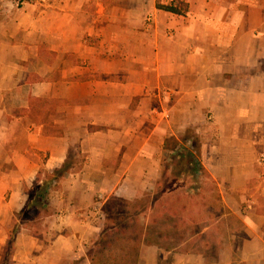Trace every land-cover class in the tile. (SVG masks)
<instances>
[{"label": "crops", "instance_id": "0c3cea01", "mask_svg": "<svg viewBox=\"0 0 264 264\" xmlns=\"http://www.w3.org/2000/svg\"><path fill=\"white\" fill-rule=\"evenodd\" d=\"M184 1L186 16L156 0H0V264L40 170L74 146L82 168L51 192L44 229L18 233L11 264H91L99 211L160 193L173 138L220 214L150 213L138 264H264V0ZM40 98L56 134L29 116Z\"/></svg>", "mask_w": 264, "mask_h": 264}, {"label": "trees", "instance_id": "16d2710c", "mask_svg": "<svg viewBox=\"0 0 264 264\" xmlns=\"http://www.w3.org/2000/svg\"><path fill=\"white\" fill-rule=\"evenodd\" d=\"M15 1L18 2L19 7H22L25 3L33 2V0ZM163 1L164 0H156V7L159 10L178 16H186L190 11L189 4L184 0H171L170 4H164ZM194 141L195 143L193 142L190 145L196 146L197 150L196 140ZM183 144L187 145L189 142L180 143L174 138L166 141L164 149L170 154L172 153L171 155L177 156H174V160L171 159L172 163H175V158L177 159L178 156H182L185 153L181 150ZM72 161L73 160L70 155L61 167L54 169L53 171L41 169L35 182L33 183L32 188L28 192V200L25 207L23 210L15 213L14 215L22 221L28 219L34 222H38L42 218L48 217L50 215L49 200L51 190L53 187H57L63 178H65L74 169ZM179 163L183 164V162ZM193 163L195 164V175H198L199 172L204 173L202 165L197 158L193 159ZM175 167V170H173L170 175V179H172L174 183L182 180L181 175L184 172L181 168L179 170V165H175ZM158 199H161V196L157 194L147 195L143 199L133 202L118 197L109 198L105 203L104 208L107 216L105 231L103 232L100 240L96 243V252L94 254H90L89 256L91 264H138L139 249L142 245V242L140 240L138 241V238L140 236L142 237L144 232L147 230L146 220L149 216L148 210L153 208L154 202ZM143 205L146 206L144 207ZM143 208L145 211L142 210ZM132 226H135L134 230H131ZM22 228V224L15 225V228L10 231L8 243L5 247L1 264H11L16 238ZM123 240L126 241V244L130 249L129 255L125 256L122 260L116 258L113 261H110L105 256L106 251L113 248L116 242H121ZM123 251H127V249ZM130 255H133V257Z\"/></svg>", "mask_w": 264, "mask_h": 264}, {"label": "rangeland", "instance_id": "374dc122", "mask_svg": "<svg viewBox=\"0 0 264 264\" xmlns=\"http://www.w3.org/2000/svg\"><path fill=\"white\" fill-rule=\"evenodd\" d=\"M36 2L37 0H33V2ZM48 56V54H46ZM30 105H31V111H30V118L35 117V121H39V123L44 124V133L49 135L51 134H56L59 131L53 129V127H50L49 122L51 118V112L54 109V105L52 107V104H50L47 100L44 99H30ZM34 113V115H33ZM194 140V139H193ZM195 143V141H194ZM196 149V146H194ZM70 155L72 157V164L74 165V169H80L82 168L85 159L83 158L82 154L80 153V148L79 146H74L71 147ZM69 155V156H70ZM170 159V158H169ZM178 159V158H177ZM191 161L190 159H188ZM260 160V157H259ZM258 162L260 163V161ZM46 161V159H45ZM189 161H186L185 163L181 164L179 163L180 161H175V163H168L167 167L170 166L171 170H175V165H179V170L180 168L184 171L182 173V180L179 182L174 183L172 179H170V176L168 177V180L165 179V184H163V188L161 189L160 193H156L157 195L161 196V199L156 200L157 202L162 201V199L165 198L167 200L168 205L170 208L165 207V208H159L154 206V208H151V210H148V214L152 213V218L156 216H160L159 213H163V215H168V214H173V212H177L181 215V212H186L181 209L182 205H186L188 208V214L195 216L196 214H199L201 216H218L220 214V210L212 204H216V196L215 192L216 189H214V185L212 182L202 173L199 172L198 175L194 174V169H195V164L194 163H189ZM264 164V162H263ZM262 164V165H263ZM182 165V167H181ZM187 165V166H185ZM171 175V174H170ZM67 177V176H66ZM65 178L61 182H63ZM60 188V185H57V187H53L51 190L54 191L56 189ZM165 188V190H164ZM29 190V189H28ZM51 194V193H50ZM155 201V202H156ZM157 204V203H156ZM144 207L146 205H143ZM105 205L102 207V210L99 211V218L103 219V221L107 220V216L105 214ZM145 211V209H142ZM141 210V211H142ZM134 212V210H133ZM147 212V211H146ZM138 213V212H137ZM176 220V219H174ZM22 224V229H30L32 230L33 233H39L41 232L46 225V218H42L38 222L30 221V220H25L22 221L15 215L13 216V221L10 225L9 231L13 230L15 228V225H21ZM166 224V223H165ZM174 225V223H171ZM168 226V224L166 225ZM153 231L157 230V226H152ZM237 227V226H235ZM135 226H132L131 230H134ZM105 229L101 232L99 238L94 242L92 247L90 248V253L89 254H94L96 252V243L100 240L102 237L103 232ZM141 236L138 238V241H141ZM113 240V239H112ZM127 249V251H123ZM130 253V249L128 245L126 244V241H121V242H116L114 247L111 249H108L106 251L105 256L110 260L113 261L114 259H119L122 260L125 256H128ZM133 257V255H130ZM129 256V257H130Z\"/></svg>", "mask_w": 264, "mask_h": 264}, {"label": "built area", "instance_id": "2783aa9c", "mask_svg": "<svg viewBox=\"0 0 264 264\" xmlns=\"http://www.w3.org/2000/svg\"><path fill=\"white\" fill-rule=\"evenodd\" d=\"M260 164L262 165L263 164V162H264V155L262 154L261 156H260Z\"/></svg>", "mask_w": 264, "mask_h": 264}]
</instances>
